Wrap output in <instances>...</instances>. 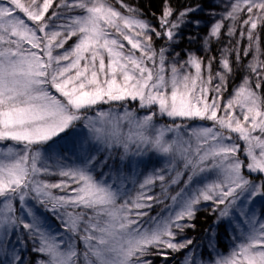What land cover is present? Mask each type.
I'll use <instances>...</instances> for the list:
<instances>
[{
    "label": "snow or ice",
    "instance_id": "obj_1",
    "mask_svg": "<svg viewBox=\"0 0 264 264\" xmlns=\"http://www.w3.org/2000/svg\"><path fill=\"white\" fill-rule=\"evenodd\" d=\"M151 16L0 0V264H264V0Z\"/></svg>",
    "mask_w": 264,
    "mask_h": 264
},
{
    "label": "trees",
    "instance_id": "obj_2",
    "mask_svg": "<svg viewBox=\"0 0 264 264\" xmlns=\"http://www.w3.org/2000/svg\"><path fill=\"white\" fill-rule=\"evenodd\" d=\"M128 3H132L133 6L139 5L141 9H143V13L145 17L149 20H151L152 23H156V20L151 16L152 13H156L157 16L159 15L161 8L163 6L164 0H126ZM197 45L194 44L191 47L194 48ZM181 47L187 48L189 45L183 44ZM213 50L216 52V48H213ZM244 64H247V60H244ZM216 65H213V69L215 70ZM244 75L243 69H240L239 75H237L234 78L233 87L235 84H238L240 82L241 77ZM231 90V89H230ZM135 107V105H133ZM197 228L194 232H190L189 235L194 236L198 238L197 235H203V230L211 224V218L207 216V213H202L198 220H197Z\"/></svg>",
    "mask_w": 264,
    "mask_h": 264
},
{
    "label": "rangeland",
    "instance_id": "obj_3",
    "mask_svg": "<svg viewBox=\"0 0 264 264\" xmlns=\"http://www.w3.org/2000/svg\"><path fill=\"white\" fill-rule=\"evenodd\" d=\"M258 30H259V28H258ZM188 31H195V29H188ZM202 34H203V33H201V35H202ZM236 39H238V37L233 38L232 41H231V43L234 44ZM224 43H229V41H224ZM246 43H247V42H246L245 40L241 39L240 47H244V46L246 45ZM197 47H198V45H197L196 47H194L193 49H196ZM220 47H221L220 45H214L213 48H216V52H217V53H215V51L213 50L212 52L207 53V55H215V56H217V58L219 59ZM245 60H247V63H248L249 60H250V57H249V58H246ZM244 74H245V73H244ZM261 206H264V201H257V205H256L257 209H259ZM49 224L51 225L53 231H55L56 228H57V222L54 221V220H49ZM197 236H198V238H199V237H201L202 235H197ZM193 237H194V236H193ZM194 238H196V237H194ZM223 243H224V244H228L229 242H228V240L225 239V240L223 241Z\"/></svg>",
    "mask_w": 264,
    "mask_h": 264
}]
</instances>
